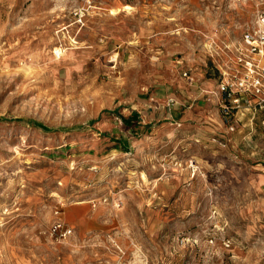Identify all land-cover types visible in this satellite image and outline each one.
I'll list each match as a JSON object with an SVG mask.
<instances>
[{
    "label": "rangeland",
    "instance_id": "374dc122",
    "mask_svg": "<svg viewBox=\"0 0 264 264\" xmlns=\"http://www.w3.org/2000/svg\"><path fill=\"white\" fill-rule=\"evenodd\" d=\"M263 8L0 0V264H264L256 147L230 144L234 119L215 132L151 120L167 54L226 50L242 76V34Z\"/></svg>",
    "mask_w": 264,
    "mask_h": 264
},
{
    "label": "crops",
    "instance_id": "0c3cea01",
    "mask_svg": "<svg viewBox=\"0 0 264 264\" xmlns=\"http://www.w3.org/2000/svg\"><path fill=\"white\" fill-rule=\"evenodd\" d=\"M249 3L252 7L258 6L257 1ZM186 51L184 58L178 57L176 60L172 58V54H167L168 59L171 60L167 63L171 70L169 74H173V79L164 87L165 97L162 106L158 108L159 110L151 111V120L184 121L195 118L198 122H207L205 128L213 132L222 131L226 123L221 114L218 85L223 80L240 76L235 74V64L231 63L233 55L225 50L224 54L221 53L218 58L210 55L205 57L207 62L204 57H198L195 53ZM174 61H177L175 65ZM262 64H264V58H262ZM184 68L186 70L181 76V70ZM186 72L187 75H185ZM174 86H178L175 91H173ZM237 95L241 100L234 118L238 129L237 132L228 135L230 144L240 143L242 146L256 147L250 151L252 154H258L255 160L260 163L256 166L264 169V91L240 92ZM178 104L180 107L177 106ZM135 115H137L136 112L132 114V116Z\"/></svg>",
    "mask_w": 264,
    "mask_h": 264
},
{
    "label": "built area",
    "instance_id": "2783aa9c",
    "mask_svg": "<svg viewBox=\"0 0 264 264\" xmlns=\"http://www.w3.org/2000/svg\"><path fill=\"white\" fill-rule=\"evenodd\" d=\"M85 9L78 8L73 15L79 24H84ZM243 48H241V65L244 68L242 76H235L219 84L222 116L227 123H231L241 100L237 95L240 92L258 93L264 91V8L259 11L255 25L242 34ZM58 52V55H60ZM187 75V72L185 73ZM233 129V126H231ZM52 232L60 237L71 234L72 229L62 220H57L52 226ZM229 246V242H226Z\"/></svg>",
    "mask_w": 264,
    "mask_h": 264
},
{
    "label": "bare ground",
    "instance_id": "6f19581e",
    "mask_svg": "<svg viewBox=\"0 0 264 264\" xmlns=\"http://www.w3.org/2000/svg\"><path fill=\"white\" fill-rule=\"evenodd\" d=\"M112 8H113V7H112ZM125 8H126V9H131V6L127 4V5H125ZM110 13H114V10H111Z\"/></svg>",
    "mask_w": 264,
    "mask_h": 264
},
{
    "label": "trees",
    "instance_id": "16d2710c",
    "mask_svg": "<svg viewBox=\"0 0 264 264\" xmlns=\"http://www.w3.org/2000/svg\"><path fill=\"white\" fill-rule=\"evenodd\" d=\"M44 127V126H43Z\"/></svg>",
    "mask_w": 264,
    "mask_h": 264
}]
</instances>
